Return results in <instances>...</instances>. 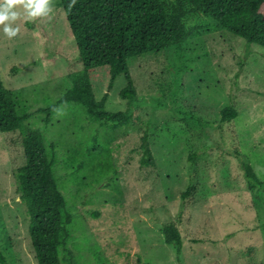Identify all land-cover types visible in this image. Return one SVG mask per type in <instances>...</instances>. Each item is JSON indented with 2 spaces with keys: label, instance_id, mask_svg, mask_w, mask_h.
Masks as SVG:
<instances>
[{
  "label": "rangeland",
  "instance_id": "rangeland-1",
  "mask_svg": "<svg viewBox=\"0 0 264 264\" xmlns=\"http://www.w3.org/2000/svg\"><path fill=\"white\" fill-rule=\"evenodd\" d=\"M59 2L52 0L50 19L17 20L13 26L20 31L11 39L0 26V76L32 113L26 126L55 147V175L73 215L68 246L76 264H264V189L248 190L241 168V162L249 164L264 181V48L210 21L208 33L194 35L179 50L130 58L138 104L127 125L99 136L113 151L111 161L78 145L97 127L84 122L79 131L80 107L63 105L49 122L37 112L57 100L68 74L81 69ZM194 22L192 17L189 25ZM91 82L97 99L108 94V111L127 109L119 95L127 84L123 75L110 90L108 69L101 67ZM226 106L238 116L221 123ZM196 122L206 125L199 138L191 132ZM22 135L21 129L0 131V250L8 264H37L16 190L26 163ZM144 136L150 165L141 163ZM78 146L82 169L67 175L66 168L73 170L67 157ZM79 179L85 183L76 184ZM188 186L193 189L182 200ZM172 221L182 227L179 255L162 233Z\"/></svg>",
  "mask_w": 264,
  "mask_h": 264
},
{
  "label": "trees",
  "instance_id": "trees-1",
  "mask_svg": "<svg viewBox=\"0 0 264 264\" xmlns=\"http://www.w3.org/2000/svg\"><path fill=\"white\" fill-rule=\"evenodd\" d=\"M69 3L70 0H60L59 6L68 22L69 38L81 69L68 74L69 82L64 81V89L57 100L37 112H44L45 121L49 122L63 105L80 107L84 121L79 131L84 128V122L94 123L97 127L88 137L78 140V145L111 161L113 151L107 143H101L99 136L101 131L108 134L117 127L127 125L133 106L138 104L129 75L130 58L165 49L179 50L194 35L208 33L210 21L215 29L264 48V0H76L71 9ZM192 17L195 22L189 25ZM101 67L108 69L110 90L119 75L126 79L127 84L119 95L127 102V109L108 111L105 108L107 93L100 99L96 98L91 73ZM14 69L17 71V68ZM31 115L28 106L21 103L16 92L4 86L0 76V131H23L26 163L17 172L16 190L26 210L28 238L34 258L37 264H76L75 255L68 246L72 237L70 226L73 215L55 175L58 159L55 147L52 144L45 146L43 134L26 126L25 122ZM237 116L236 108L226 106L220 111V122L233 121ZM187 121L184 119L183 123L187 125ZM201 125L196 122L191 127L190 123L192 137L199 138L202 133L205 134L206 125ZM79 146L72 149V155L67 157L73 165V170L66 168L67 175L77 174L82 169L83 163L75 158L81 154ZM140 147L143 153L141 163L152 164L147 136L142 137ZM198 150L200 148L189 154L190 163L195 162ZM232 155L242 161L237 149L232 151ZM241 168L248 190L264 189V181L258 178L249 164L241 162ZM79 180L74 182L79 185L85 183L84 179ZM192 189V186L186 188L181 194L182 200H186ZM94 215L99 216V213ZM181 231L178 221L169 222L162 228L165 243L173 246L177 255L183 247ZM0 264H8L1 250Z\"/></svg>",
  "mask_w": 264,
  "mask_h": 264
},
{
  "label": "clouds",
  "instance_id": "clouds-1",
  "mask_svg": "<svg viewBox=\"0 0 264 264\" xmlns=\"http://www.w3.org/2000/svg\"><path fill=\"white\" fill-rule=\"evenodd\" d=\"M75 3L76 0H70L69 9ZM51 12L52 0H0V26H3L4 34L11 39L20 31L19 25L13 26L17 20L50 19Z\"/></svg>",
  "mask_w": 264,
  "mask_h": 264
}]
</instances>
